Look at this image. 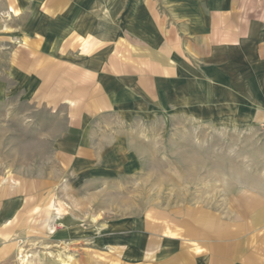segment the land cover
I'll use <instances>...</instances> for the list:
<instances>
[{"label": "crops", "instance_id": "obj_1", "mask_svg": "<svg viewBox=\"0 0 264 264\" xmlns=\"http://www.w3.org/2000/svg\"><path fill=\"white\" fill-rule=\"evenodd\" d=\"M5 57L0 102L18 96L57 109L48 135L51 162L21 183L37 195L60 172L71 171L76 187L135 169L132 136L142 121L183 112L235 129H264V0H0ZM247 186L232 222L218 216L199 237L185 230L164 238L160 214L146 235L138 219L124 233L135 253L119 263L264 264V192L252 180ZM5 199L0 264H19L18 230L10 221L18 205ZM79 231L72 225L60 233ZM187 249L201 252L186 256Z\"/></svg>", "mask_w": 264, "mask_h": 264}, {"label": "rangeland", "instance_id": "obj_2", "mask_svg": "<svg viewBox=\"0 0 264 264\" xmlns=\"http://www.w3.org/2000/svg\"><path fill=\"white\" fill-rule=\"evenodd\" d=\"M0 62V71L10 64L7 57ZM56 110L18 96L0 102V197H14L18 205L10 221L18 230L13 241L19 264H120L135 253L129 250L133 238L124 233L138 219L145 221L146 235L157 229L153 215L160 214L164 238L185 230L199 237L203 230L210 232L218 216L232 222L231 212L243 203L250 180L264 192V129H235L182 112L136 124V168L117 180L75 187L71 171H65L34 194L21 183L51 162L48 135L56 129ZM9 183L16 186H5ZM72 225L81 231L60 233ZM192 250L186 256L201 252Z\"/></svg>", "mask_w": 264, "mask_h": 264}]
</instances>
